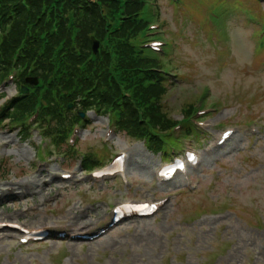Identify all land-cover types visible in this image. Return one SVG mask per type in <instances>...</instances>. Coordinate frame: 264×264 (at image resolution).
<instances>
[{"label": "rangeland", "instance_id": "obj_1", "mask_svg": "<svg viewBox=\"0 0 264 264\" xmlns=\"http://www.w3.org/2000/svg\"><path fill=\"white\" fill-rule=\"evenodd\" d=\"M159 4L181 75L164 97L166 111L181 119L183 103L208 91V104H219L209 121L217 128L237 125L239 133L223 149L205 155L189 187L180 179L157 186L160 154L119 132L107 146L112 155H129V186L119 180L98 185L80 161L68 163L65 152L45 155L49 161L37 165V119H28L35 129L26 141L19 128L11 129L7 120L0 123L1 221L91 230L110 219L116 202L171 196L158 215L126 221L89 243L48 240L21 246L15 232H0V264H264V0H180L175 8L169 0ZM0 91L10 98L19 87L10 80ZM86 115L79 148L103 149L109 116ZM251 120L263 128L256 136L248 131ZM192 137L204 148V133L200 140ZM69 170L77 176L59 180V173ZM55 190L60 194L46 202ZM32 204L39 209L24 211Z\"/></svg>", "mask_w": 264, "mask_h": 264}, {"label": "trees", "instance_id": "obj_2", "mask_svg": "<svg viewBox=\"0 0 264 264\" xmlns=\"http://www.w3.org/2000/svg\"><path fill=\"white\" fill-rule=\"evenodd\" d=\"M145 8L146 0H0V85L18 68L19 86L33 91L6 99L0 120L21 122L39 103L45 134L62 150L81 111L112 110L128 136L146 137L153 152H168L165 141L171 140L169 133L177 121L166 111L164 97L173 82L154 71L163 65L139 47L147 25ZM121 13L126 18L115 29ZM55 22L57 32L52 31ZM92 36L101 43L97 54L92 52ZM35 76L37 85L27 81ZM4 96L0 93V98ZM193 103L194 99L184 104L185 114ZM25 130L23 137L28 138ZM69 154L75 158L78 149ZM101 159L94 151L87 153L83 167L90 170L102 164Z\"/></svg>", "mask_w": 264, "mask_h": 264}, {"label": "water", "instance_id": "obj_3", "mask_svg": "<svg viewBox=\"0 0 264 264\" xmlns=\"http://www.w3.org/2000/svg\"><path fill=\"white\" fill-rule=\"evenodd\" d=\"M93 48H94V51L95 52L98 50V48H99V42L97 40H94V46H93ZM23 90H25V89H23Z\"/></svg>", "mask_w": 264, "mask_h": 264}]
</instances>
